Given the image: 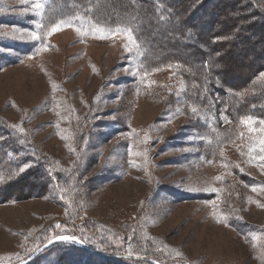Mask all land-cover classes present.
<instances>
[{
    "label": "rangeland",
    "instance_id": "374dc122",
    "mask_svg": "<svg viewBox=\"0 0 264 264\" xmlns=\"http://www.w3.org/2000/svg\"><path fill=\"white\" fill-rule=\"evenodd\" d=\"M243 1V14L203 6L193 19L214 12L204 31L235 42L219 49L232 87L252 67L240 35L264 61L256 32L218 24L237 13L264 28V0ZM49 3L0 0V264H264V120L227 119L210 81L142 65L117 28L44 22ZM23 183L43 194L14 195ZM64 235L76 240L29 259Z\"/></svg>",
    "mask_w": 264,
    "mask_h": 264
},
{
    "label": "trees",
    "instance_id": "16d2710c",
    "mask_svg": "<svg viewBox=\"0 0 264 264\" xmlns=\"http://www.w3.org/2000/svg\"><path fill=\"white\" fill-rule=\"evenodd\" d=\"M226 1L215 0L212 3L211 0H135V2L134 0H50L43 21L55 22L65 17L82 16L102 27L130 30L143 52L142 65L146 64L145 62L151 65L179 64L185 79L197 82L210 81L214 85L217 90L216 96H220L218 97L220 110L227 119L236 121L243 116H253L264 120V79L257 80L259 72L264 68V61L262 65L258 63L261 56L259 52L250 44L247 46L246 39L239 41L243 38L240 35L237 44L241 42L245 53L249 54V63L252 67L250 65L251 70H248L243 78L238 77L240 85L232 87L226 81L224 75L226 72L222 67L223 56L220 55L219 49L229 46L236 49L235 42H220L213 33L208 35L204 31L207 25L211 26L212 22L216 21V15L214 12L211 13L212 11L207 15L205 13L202 20L194 25V15L200 13L203 6L208 10L209 7L218 10L216 6L221 8L226 6L228 9L234 7L237 12L241 11V14L252 7L243 0ZM234 14V16L224 15L218 24L230 32L239 28L248 29L251 36L256 32L259 35V44L264 47V28H260L259 22L254 24L255 21L253 22L248 16ZM232 36H235V33ZM205 48L208 51H204ZM254 84L258 87L255 88ZM188 90L189 97L200 100L194 86ZM200 101L204 102V98ZM15 187L14 191H11L14 195L22 193L26 187L29 189L27 193L33 196L43 194L45 189L44 186L26 183ZM73 249L79 255L80 250L76 247ZM100 259L106 264L114 261L107 257ZM70 262L74 263L73 260L68 259L64 264ZM80 262L81 258H77L74 264H81Z\"/></svg>",
    "mask_w": 264,
    "mask_h": 264
},
{
    "label": "snow or ice",
    "instance_id": "6c2138e0",
    "mask_svg": "<svg viewBox=\"0 0 264 264\" xmlns=\"http://www.w3.org/2000/svg\"><path fill=\"white\" fill-rule=\"evenodd\" d=\"M134 2H135V0H134ZM40 7H41L40 4H37L36 5V8L37 9H39ZM64 23H66L67 26H71L70 25V22H64ZM59 29H60V24H57V25L53 26V28L51 29V31H58ZM93 31L94 32L95 31H100L102 33L103 32V29H94ZM115 31L116 32H123L126 35L128 41L130 43L135 44V40L133 39V36H132V33H131L130 30H125L123 28L117 27V29ZM4 35H7V34L5 33ZM33 38L35 39L36 37L33 36ZM101 38H103V37H101ZM261 76L264 77V74H261ZM241 123L242 124H250V123H254V121L252 120L251 117H248L245 120H242ZM260 123H264V121H261ZM250 130H253L254 131V129H250ZM259 151L261 153H264V139H261L260 140V148H259ZM251 152H252V148H249V153H251ZM259 159L262 160V161H264V155L260 156ZM22 171H24V169H21V172ZM2 179L3 178L0 177V180H2ZM217 179H219V177H217ZM55 239L56 240H62V241H75L76 240V237L75 236H71V237L70 236H57V237H55ZM177 255H179V253H177Z\"/></svg>",
    "mask_w": 264,
    "mask_h": 264
},
{
    "label": "water",
    "instance_id": "95a60500",
    "mask_svg": "<svg viewBox=\"0 0 264 264\" xmlns=\"http://www.w3.org/2000/svg\"><path fill=\"white\" fill-rule=\"evenodd\" d=\"M64 236H66V235H64ZM56 241H58V240H56L55 238H53L52 240H50L49 242H47L45 245H43L41 248H39L37 251H35V252L33 253V255H32L29 259H31V258H33L34 256H36V255L39 253V251L45 249L46 247H48L49 245H51L52 243H54V242H56ZM153 263H154V264H157L156 262H153Z\"/></svg>",
    "mask_w": 264,
    "mask_h": 264
}]
</instances>
